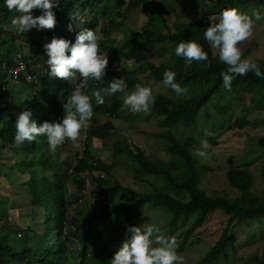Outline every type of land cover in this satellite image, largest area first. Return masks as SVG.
Returning <instances> with one entry per match:
<instances>
[{"label":"trees","instance_id":"obj_1","mask_svg":"<svg viewBox=\"0 0 264 264\" xmlns=\"http://www.w3.org/2000/svg\"><path fill=\"white\" fill-rule=\"evenodd\" d=\"M212 1L222 10L236 8L249 12L259 6L264 7V0ZM147 5H157L159 8L158 15L153 21L146 22L137 30L124 26L128 22L127 17L130 11L140 6L146 8ZM124 6H128L127 9L130 11L122 15L123 21H118L114 12L111 13V11ZM164 8L163 0H130L128 3L126 0H58L53 8L56 15V24L53 28L42 29V31L32 28L28 32H20L11 22L16 13L0 6V147H17L13 141L15 118L25 109L32 111L38 123L45 120L62 119L63 101L74 90L75 84L72 81L47 75L45 62L47 55L43 45L53 36L63 37L74 43L77 33L81 30L80 27L76 28L74 25L76 18L74 14H80L83 11L90 18L84 28L94 29L99 25L100 16L111 15L107 23L104 22L101 25L103 35L106 37L109 36L108 28L114 30H119L123 26L126 28L124 41L114 48V57L109 67L106 66L105 77L99 80L101 83L105 82L108 86L113 78L122 77L128 84L133 85L134 71L122 64L126 59L143 63L140 70L136 71H142L141 69L144 68L158 80H163V73L166 69L175 71L176 81L181 86H187L189 90L183 96H177L170 88L165 92H160L155 96V103L151 109V114L162 117V122L170 127L158 134L166 140L169 160L154 159L141 147L135 146L127 139L118 140L114 144L115 155L126 154L131 157L142 171L140 173L142 180L152 183L153 189L150 192H140L119 184L117 189L131 194L132 198L129 202L101 206L92 211L87 218L86 225L80 224L77 216L67 210L68 204L72 201L70 194H67L68 184H71L68 173L71 162L66 165L65 174L60 172L55 160L56 154L49 150L46 138L38 137L32 142L24 141L22 143L24 157L14 159L9 165L7 161L1 160L0 166L5 168L8 166L6 170L17 169L22 175H26L23 183H27L31 194V209L27 220L28 225L20 229L25 232L26 244L31 242L33 234L38 236H35L38 242L34 246L30 243V247L26 249L16 250L12 245L13 242L9 243L10 237H8L9 233L14 230V226L10 229V224L3 225L2 219L6 218L7 214L2 215L0 219V264H76L78 262L79 264H110L111 257L115 253L113 246L118 248L126 238L129 226L141 223L142 212L147 203L153 204L156 208H162L170 214V233L175 230L179 222L188 221L189 216L193 214L195 215L194 225L201 223L210 213L218 209L228 214L220 238L196 264H210L220 255L227 253L228 247L235 243L237 223L248 222L251 219L264 221V166L262 178L259 181H256L253 172L244 166H234L227 171V180L232 187L238 190L239 195L209 194L200 185L201 175H199L198 161L191 151V147L196 143L195 137L193 135L179 137L172 129V127L181 125L191 127L213 96L221 90L224 91L221 72L225 71L227 66L219 62L218 50L212 49L203 38V31L211 22L209 16L188 22H175V26L172 27ZM33 14L39 15L41 10L34 9ZM11 25L14 26V30L11 29ZM69 25H71V30H69ZM19 38L25 39L23 44H17ZM182 40L201 43L208 52L211 63L193 61L191 65H186L180 57H177L173 64L155 61L161 55L160 53L168 51V44L176 46ZM106 43L108 44L106 41L101 42L100 48H106ZM247 51H244L242 57H249ZM18 53H22L25 59L30 57L32 61L41 62L44 65L36 69L33 66L34 63L30 64L29 69L34 78L28 79L22 76L19 82L27 86L31 92L20 101L8 104L4 102V93L7 85L14 81L11 72L19 62ZM255 62L264 70V59L256 58ZM118 65L122 66L119 68ZM94 81L89 80L86 88L82 89L90 96L93 89L99 88L94 85ZM230 91L232 100L219 107L218 111L221 114H227L231 109L233 98L237 99L241 96L249 97L250 102L257 108H264V79L254 76L251 72L235 77ZM121 99L122 95L115 93L105 96L104 103L97 105L92 98L93 109L96 114L101 110L116 117L122 106ZM96 114L93 118L90 140L94 137L99 139L110 137L115 129L113 122L108 121L99 125L100 118ZM247 124L246 119L236 120V125L239 127L243 128ZM42 143L45 146H41ZM40 147L41 150L37 152ZM89 151H86V156L79 160L74 168L76 174L72 180L77 186H83L85 179L82 173L87 168L91 170L93 167L99 169L105 167L102 159L90 163L87 159L91 155ZM61 163L62 161L59 163L60 167ZM64 163L67 162L64 161ZM40 164L42 167L39 166ZM107 170L109 171L110 168ZM144 173L153 175L154 180L150 181L149 178L144 177ZM100 193L101 190L96 188L93 195L96 198ZM109 214L117 216L109 235V241L102 240L98 236L94 247L91 248L89 244L91 227L95 223L104 224ZM69 225H76V229H69ZM35 226H39L40 229L36 230ZM189 232L190 230L186 234L188 235ZM71 237H75L76 240H72ZM250 264H264V252L261 255H255Z\"/></svg>","mask_w":264,"mask_h":264},{"label":"rangeland","instance_id":"obj_2","mask_svg":"<svg viewBox=\"0 0 264 264\" xmlns=\"http://www.w3.org/2000/svg\"><path fill=\"white\" fill-rule=\"evenodd\" d=\"M163 4L165 6L164 11L167 12V18L171 21L172 27L177 22H188L204 16L215 19L222 11L221 8L215 6L212 0H163ZM127 7L124 6L117 10L112 9V11L109 8L108 12H114L113 14L118 18V21H123L122 19L124 17L122 15L130 11ZM239 11L243 12L242 10ZM253 11L243 13L251 15ZM255 11L264 14V7L259 6ZM158 12L159 8L157 5H147L146 8H141L140 6L136 10L133 9L129 12L127 17L128 22L124 26L133 30L140 29L146 22L153 21L155 16L158 15ZM110 16V14L100 16L99 22L107 23ZM124 26L119 30L108 28V37L103 35L101 23L94 29V32L99 38V44L105 41L108 42V44L106 43V48H104V52L108 54V57L113 58L114 48L123 43L126 30ZM161 28H163V25H161ZM11 29L14 30L13 25H11ZM38 31H42V29H38ZM24 41L25 39L19 38L17 44H23ZM240 43L242 54L244 51L249 50L247 52L250 60L255 61L256 58L264 59V19L254 22L252 35L246 41ZM168 46V51L160 53L161 55L155 59L157 63L173 64L175 62L177 58L174 55L175 46L170 44ZM37 63L36 61L32 62L36 69L44 65L41 62ZM122 64L134 71L133 77L135 82L133 85H130L125 81L126 90L131 91L136 83L150 86L154 96L169 89L163 84V80H158L144 68L141 69L142 71H136L140 70L143 63L124 59ZM5 90L4 102L8 104L20 101L25 95L31 92L27 86H24L19 81H12L10 85H7ZM229 100H232L231 91L228 89L226 91L225 89L224 91L221 90L202 109L198 119L191 127L181 125L172 127V129L179 137L189 135L195 137L196 143L191 147L192 153L200 147V139L208 140L209 147L207 151L210 159L206 162H201L196 157L199 175H201L200 185L209 194L224 193L235 196L239 195V192L227 180V171L231 167H247L253 172L256 181L262 178V168L264 166V142H262L264 139V108H257L250 102L249 97L241 96L237 99L233 98L231 109L227 114H221L218 111L219 107L227 104ZM121 104V109L116 117L109 116L101 110L96 114L100 118L99 125L111 121L115 129L112 131L113 134L108 138H92L91 155L87 157L89 162H95L97 156H99L103 160L105 170L110 168L106 180L103 181V184L108 187L106 199H104L103 204L119 205L129 202L132 198L131 194L125 190L117 189L119 184L140 192H150L153 189L152 183L142 180L140 176L142 171L136 162H133L131 157L126 154L115 155L114 144L116 141H124L127 139L134 143L135 146L141 147L154 159L161 158L169 160L170 158L166 140L158 136L159 133L170 129V127L162 122V117L154 113L151 114V112L149 114H134L123 104V98L121 99ZM13 111L17 110L13 109ZM238 119H246L248 124L243 128L239 127L236 125V120ZM92 124L93 120H90L89 127L87 128L89 133L92 130ZM204 128H208L212 132V135L204 137ZM43 144L41 146H45ZM22 146L23 144L21 143L17 147H0V161H7L9 165L14 159L24 157V149H22L24 146ZM58 148L61 147L58 146ZM78 149H80L79 138L75 143L69 140L68 149L61 148V150L57 151L55 160L57 167L60 168V172L65 174L67 164H64L63 160H68L70 157L73 158ZM40 150L41 147L37 149V152ZM60 161H62L61 167L59 165ZM39 166L42 167L41 164ZM7 168L0 166V219L2 215L7 214V217L2 219V224H10V229H13L12 226H14V230L8 235L10 237L9 243L13 242L12 245L19 251L23 250L22 248L26 249L30 247V243L33 244L32 246L36 245L38 236L33 234L31 242L25 243V232L20 228L28 225L27 220L29 210L31 209V194L27 183H23L26 175H22L17 169L8 171L6 170ZM144 177L149 178L150 181L154 180V176L147 173H144ZM97 184L98 182L95 180L89 185V193H93ZM68 188L69 192L67 190V194H70L72 199L75 200L69 205V209L77 216L79 223L86 225L89 215L94 209L98 208L92 204L91 199L93 196L89 195L87 199L80 200L82 187L77 186L76 183H71ZM116 217V215L109 214L103 225L95 224L92 226L89 235L91 248L94 247L98 236L102 240L109 241V235L111 234ZM227 218L228 214L224 210L218 209L210 213L204 221L194 225L195 215L193 214L189 216L188 221L179 222L175 230L170 233V214L163 211L162 208H156L153 204L147 203L142 212L141 223H155L161 227L166 235L174 236L178 244L177 252L184 258L183 264H196L211 249V246L218 241ZM35 228L36 230L40 229L39 226H35ZM188 230L190 232L187 235L186 232ZM73 239L76 240L75 237ZM26 241L28 240L26 239ZM23 243H25V246H23ZM263 252L264 221L259 222L258 220L251 219L248 222L237 223L235 243L228 247L227 253L220 255L210 264H250L255 255H261ZM88 262L89 260L87 259Z\"/></svg>","mask_w":264,"mask_h":264},{"label":"clouds","instance_id":"obj_3","mask_svg":"<svg viewBox=\"0 0 264 264\" xmlns=\"http://www.w3.org/2000/svg\"><path fill=\"white\" fill-rule=\"evenodd\" d=\"M129 1L126 0V3ZM57 3L58 0H2L0 6L16 13L11 22L16 26L17 31L28 32L32 28H53L56 24V15L53 8ZM34 9L41 10V14L34 15ZM80 15H85L87 18L86 23L80 21L78 18ZM74 16L76 17L74 19L76 28L78 26L84 28L90 20L86 12L74 14ZM262 19H264V14L261 12L254 10L249 15L240 12L236 8L224 9L217 18L209 19L211 22L203 31V38L212 49L218 50L219 62L227 66L226 70L221 72L225 89L230 90L232 88V81L235 77L244 76L249 72L258 78L264 79V70L257 62L247 57H242V48L240 47V42L246 41L252 35L254 22ZM99 23L102 25V22ZM94 29H81L77 33L74 43L63 37L53 36L49 42L43 45L47 55V60L45 61L47 64V75L63 78L69 82H73L77 75L81 78L80 83L75 86L74 90L63 101L64 115L62 119L45 120L42 123H38L30 109H25L15 118L13 141L17 145L24 141L32 142L37 140L38 137H44L49 150L56 154L61 148L68 149L69 140L75 143L79 138L80 149L77 150L73 158L64 159L67 162L64 164L68 165V162H71V166L69 165V168L67 166L70 183L74 182L72 180V177L76 174L74 168L78 165L79 160L86 156V151L91 150L92 140H90V133L87 128L93 116L92 98H94L95 104L100 105L104 103L105 96L120 93L123 98V104L134 114H149L155 103V96L150 86L136 83L134 88L128 91L126 90L125 80L122 77L113 78L109 81L108 86L104 82L107 87L93 89L91 96L82 90L86 88L89 80L99 81L102 77H105L106 66L109 67L112 59L108 57L104 49L100 48L99 38ZM69 30H71V25H69ZM174 55L183 58L186 65H191L193 61L211 63L204 46L193 40L180 41L175 46ZM121 66L118 65L119 68ZM176 75L175 71L166 69L163 73V84L177 96L186 95L189 90L187 86H181L176 81ZM107 115L114 117L110 113H107ZM83 130H86V138L82 135ZM203 135L204 137H209L212 132L208 128H204ZM89 143L90 148L88 149ZM199 144L200 147L193 155L199 158L201 162H206L210 159L207 151L209 147L208 140L200 139ZM58 146L61 148L57 149ZM98 159L101 158L97 156ZM106 170L105 167H102V169L93 167L91 170L87 168L82 173L85 182L83 186H80L82 187L80 200L87 199L89 195H92V204L98 207L96 209L103 205H112L103 204L108 191V187L103 184V181L108 176V170ZM95 180L98 184L94 188L93 193H89L88 187ZM96 188H99L101 193L95 198L93 194ZM74 201L72 199L71 203ZM71 203L68 204V209ZM69 211L74 214L71 209ZM68 228L75 230L76 225H69ZM71 239L74 240L73 237ZM177 248L176 238L166 235L159 225L155 223H140L129 226L126 238L119 244L118 248L113 246V252L115 253L111 257L110 264H183L184 258L178 254ZM76 264H79V262Z\"/></svg>","mask_w":264,"mask_h":264},{"label":"built area","instance_id":"obj_4","mask_svg":"<svg viewBox=\"0 0 264 264\" xmlns=\"http://www.w3.org/2000/svg\"><path fill=\"white\" fill-rule=\"evenodd\" d=\"M78 18L80 19V21L82 23H86L87 22V18L85 17V15H80L78 16ZM105 54V53H104ZM106 55V54H105ZM18 58H19V62L17 64V66L15 67V69L11 72V75H12V79L15 80V81H19V79L22 77V76H26L28 79H33V75L32 73L30 72V64H32V60L31 58H27L25 59L24 58V55H22V53H18ZM80 77L79 75H77L76 78L73 79V82H75V86L77 84L80 83ZM94 85L99 87V88H106L107 86L105 84H102L100 81H94ZM95 116V111L93 109V116L90 120H92ZM82 135L84 138H86V130H83L82 131Z\"/></svg>","mask_w":264,"mask_h":264}]
</instances>
